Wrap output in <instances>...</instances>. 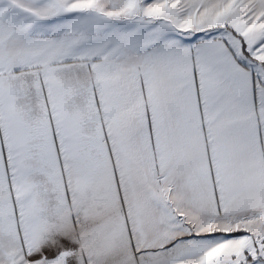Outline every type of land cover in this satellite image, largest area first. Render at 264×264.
Instances as JSON below:
<instances>
[{
  "label": "snow or ice",
  "instance_id": "obj_1",
  "mask_svg": "<svg viewBox=\"0 0 264 264\" xmlns=\"http://www.w3.org/2000/svg\"><path fill=\"white\" fill-rule=\"evenodd\" d=\"M0 264H264V0H0Z\"/></svg>",
  "mask_w": 264,
  "mask_h": 264
}]
</instances>
